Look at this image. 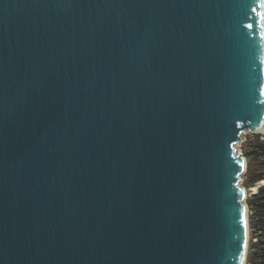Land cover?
<instances>
[{"label":"water","instance_id":"water-1","mask_svg":"<svg viewBox=\"0 0 264 264\" xmlns=\"http://www.w3.org/2000/svg\"><path fill=\"white\" fill-rule=\"evenodd\" d=\"M262 4L0 0V264H246Z\"/></svg>","mask_w":264,"mask_h":264},{"label":"trees","instance_id":"trees-1","mask_svg":"<svg viewBox=\"0 0 264 264\" xmlns=\"http://www.w3.org/2000/svg\"><path fill=\"white\" fill-rule=\"evenodd\" d=\"M248 158L256 157L260 160L258 172L251 177L250 184H257L264 181V140L259 136L256 138L254 148L246 152ZM251 218L250 224L253 237L257 241H251L248 264H264V185L260 186L258 191L250 200Z\"/></svg>","mask_w":264,"mask_h":264},{"label":"rangeland","instance_id":"rangeland-1","mask_svg":"<svg viewBox=\"0 0 264 264\" xmlns=\"http://www.w3.org/2000/svg\"><path fill=\"white\" fill-rule=\"evenodd\" d=\"M243 140L239 142V144L235 145L236 149H240L239 154H242L246 159V168L245 172L241 176L240 186L245 188L246 190V204H247V210H248V219H249V247H248V253H247V262L249 259V252H250V239L253 237V232L251 229L250 224V218H251V206H250V200L253 198L254 194L258 191L252 189V184H250V179L258 172V165L260 163V160H258L256 157L248 158L246 155V152H249L250 149L254 148V143L256 141V138L259 136V138L264 140V131L263 132H252L250 130L243 132L242 134ZM259 189V188H258Z\"/></svg>","mask_w":264,"mask_h":264},{"label":"bare ground","instance_id":"bare-ground-1","mask_svg":"<svg viewBox=\"0 0 264 264\" xmlns=\"http://www.w3.org/2000/svg\"><path fill=\"white\" fill-rule=\"evenodd\" d=\"M262 185H264V181H261V182H259V183H257V184H253L252 189L257 191L258 188H259L260 186H262ZM248 239H249V229H248L247 241H248Z\"/></svg>","mask_w":264,"mask_h":264},{"label":"snow or ice","instance_id":"snow-or-ice-1","mask_svg":"<svg viewBox=\"0 0 264 264\" xmlns=\"http://www.w3.org/2000/svg\"><path fill=\"white\" fill-rule=\"evenodd\" d=\"M262 6H264V4H262ZM255 10V9H254ZM251 27V26H250ZM247 235V233H245V236ZM244 247L246 248L247 247V241L245 240L244 242ZM241 264H243V261L241 262Z\"/></svg>","mask_w":264,"mask_h":264},{"label":"built area","instance_id":"built-area-1","mask_svg":"<svg viewBox=\"0 0 264 264\" xmlns=\"http://www.w3.org/2000/svg\"><path fill=\"white\" fill-rule=\"evenodd\" d=\"M251 241H254V242H255V241H257V239L251 237L250 242H251Z\"/></svg>","mask_w":264,"mask_h":264}]
</instances>
